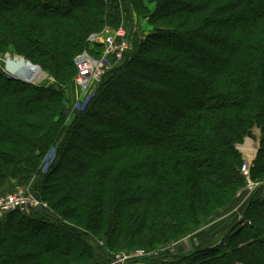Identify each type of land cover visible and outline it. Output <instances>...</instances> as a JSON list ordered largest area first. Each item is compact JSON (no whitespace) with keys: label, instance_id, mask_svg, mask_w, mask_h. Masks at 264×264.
<instances>
[{"label":"trees","instance_id":"1","mask_svg":"<svg viewBox=\"0 0 264 264\" xmlns=\"http://www.w3.org/2000/svg\"><path fill=\"white\" fill-rule=\"evenodd\" d=\"M130 9L154 29L66 130L76 57L103 51L88 38L117 32ZM7 53L53 81L0 67V195L36 175L49 209L0 222V264H94L98 252H157L209 226L240 202L237 146L256 128L264 180V0H0ZM263 189L219 243L162 264H264Z\"/></svg>","mask_w":264,"mask_h":264},{"label":"rangeland","instance_id":"2","mask_svg":"<svg viewBox=\"0 0 264 264\" xmlns=\"http://www.w3.org/2000/svg\"><path fill=\"white\" fill-rule=\"evenodd\" d=\"M147 2V1H146ZM152 12V14L156 11V7L153 6H148ZM125 21L122 22V25L120 26L119 30H124V35L123 36H114L116 38L117 43H121V45H129L131 49L125 54L126 57L128 56V54L131 52L132 47L134 46V42H136L137 44V40H145V38L147 36H149L152 32V30L154 29V27L152 28L149 25V21L147 20L148 18L145 19H141L138 18L134 12L130 9L128 10V12L124 15ZM125 31H126V37L125 36ZM112 32H116V31H112ZM138 38V39H137ZM140 38V39H139ZM15 59H24L26 60L24 57L22 56H18L15 54H11V53H7L5 55L0 54V67L4 69L5 73L10 76L13 77L14 79H18L22 82L28 83V84H32V85H42L44 84L46 81H53L51 78H48V76L42 72L40 70V76L37 75L36 76V72H35V68H30V67H25L22 70L21 74H24L23 77L25 78H19L17 75H13L11 74L9 71H7L6 66H7V62L10 60H15ZM33 65V64H32ZM118 67H120L119 65L113 66V64L110 65V67L106 70L103 79L101 82L97 83L96 85L93 86L92 88V92L88 93V95L86 96L85 99H83L82 101L80 100V93H79V89L75 83V79L74 82L71 85H67L65 86L66 88V100H65V106H66V115H65V119L63 122V127L68 130L69 126H71L75 120L77 119V117L79 115L82 114V112L85 110V106L87 104V100L89 99V103L92 99V96L94 95V92L98 89V87L101 85V83H103L104 81H106L108 79V76L110 75V73L112 71H114L115 69H117ZM38 70V69H37ZM39 76V77H38ZM258 130V131H257ZM257 131V132H256ZM261 129L256 128L253 132L252 135H254L255 137L258 136V134L260 133ZM260 138H262V134H260ZM254 141V140H253ZM253 141L250 138L245 139L244 143L242 145L237 146V149L239 150V152L241 153L242 157H243V164L246 161H250V159L252 161H250L251 163V177L252 179L255 178L256 180H253L256 184H257V190L256 193L258 192L259 189H261V187H263L264 185V180L262 179L263 175H257V173L254 172V167H255V161L253 162V158L250 157L252 155L248 156H243L242 152H245L246 149L250 150L252 153L251 154H256V146H253ZM257 141V140H256ZM255 141V142H256ZM247 143V144H245ZM59 143L56 145L58 146ZM246 145V146H245ZM264 149V148H263ZM259 152V149L257 151V153ZM55 150L52 148L48 154L46 155L44 161L42 162V170L46 167L47 165V160L48 158H50L51 160H53L54 156H55ZM250 158V159H248ZM257 159V158H256ZM242 164V166H243ZM43 173V172H42ZM37 176L35 175L34 177H32V179L29 181V183L27 184H22L20 182H16L14 183L13 187L8 190L10 192H16L18 190H27V189H31V191L34 192V189L36 190L37 186L35 184L36 181H34V179H36ZM247 187V183L245 180V186L240 189L237 193L236 196V200L240 203L237 208H233L230 209L226 212H221L218 213V215L216 216L215 219H213L211 221V224L209 226L206 227H201L199 230L194 231L192 234H189L188 236L182 238L181 240L177 241L176 243H169V244H164L161 245L159 248V251H149L147 250V248H141L138 250H134L131 252H128V254L125 256H127V258H133V257H139L140 253H144L145 258H133V259H129L124 261V264H154L155 262H158L157 264H162L164 262L162 259H160L162 256H166V257H170V260H167V263H172L173 262V258H171L174 255H180V256H189L192 255L195 251L199 250V249H203L206 246H211L213 244L219 243L223 237V235H225L229 230H231V228L242 219L241 213H243L242 211L238 210L239 206H244L242 203L249 201V199L251 198H247L245 197V189ZM35 193V192H34ZM262 197L264 196V189L262 191H260ZM36 194V193H35ZM254 194H252L251 196H253ZM242 196H244L245 198L242 199ZM246 199H248L246 201ZM242 202V203H241ZM43 212L40 210H34L31 211L27 214V216H32V215H41ZM23 214V213H22ZM45 215V214H43ZM53 216V215H52ZM7 219V217L5 215H0V222H3ZM62 241H66V239H62ZM101 244V243H100ZM144 251V252H143ZM124 252L118 253H110V256H104V258L106 257L107 260L106 262H102V260L104 258L101 259V253H97L95 256L96 258L94 260H92V263L94 264H114L111 263L110 260L111 258H113V260H115L117 257L122 258ZM134 253V254H132ZM152 254V255H148ZM116 255V256H115ZM141 257V256H140ZM172 259V260H171ZM122 264V261H118ZM165 262V263H166ZM166 263V264H167Z\"/></svg>","mask_w":264,"mask_h":264},{"label":"built area","instance_id":"3","mask_svg":"<svg viewBox=\"0 0 264 264\" xmlns=\"http://www.w3.org/2000/svg\"><path fill=\"white\" fill-rule=\"evenodd\" d=\"M123 36L124 30H118L117 32H112L109 29H104L99 34H93L88 38L89 45L93 48L98 46L103 48V51L95 54L94 52L84 49L75 59V66L77 70V76L75 78V83L79 89L80 100L86 98L88 93L92 91V88L97 83L101 82L106 70L110 67L119 65L125 61L126 53L131 49L129 45H121L117 43L114 36ZM126 37V31L125 36ZM98 52V51H97ZM54 159V158H53ZM47 165L43 169V172H47L53 160L48 158ZM240 172L244 179L246 180L247 187L245 189V197L248 199L252 194L256 193L257 184L253 181L251 177V163L246 161L240 169ZM242 196V199L245 198ZM246 199V201L248 200ZM245 203V202H244ZM49 206L47 203L42 202L36 194L27 190H18L16 192H8L0 195V215H9L12 213H23L27 214L34 210H48ZM144 252V251H143ZM123 257H117L115 260L111 258V263L121 264L118 261H124L133 258H145L144 253H140L139 257L127 258L128 252L122 253ZM134 254V253H132ZM148 255H152L147 253ZM116 256V255H115Z\"/></svg>","mask_w":264,"mask_h":264},{"label":"water","instance_id":"4","mask_svg":"<svg viewBox=\"0 0 264 264\" xmlns=\"http://www.w3.org/2000/svg\"><path fill=\"white\" fill-rule=\"evenodd\" d=\"M33 67L35 69L41 70L40 67L32 65L29 61H25L24 59H15L10 60L7 62L6 69L13 75H17L19 77L20 73H22V70L25 67ZM20 78V77H19ZM247 138H250L252 140H256V137L252 135V133H249ZM243 224V219H241L238 223H236L230 230V232L234 231L238 226Z\"/></svg>","mask_w":264,"mask_h":264},{"label":"crops","instance_id":"5","mask_svg":"<svg viewBox=\"0 0 264 264\" xmlns=\"http://www.w3.org/2000/svg\"><path fill=\"white\" fill-rule=\"evenodd\" d=\"M257 131H258V130H257ZM257 131H256V132H257ZM260 134H261V131H260V133L258 134V136H256V140H257V141H256V140H254V141L252 140V141H253V143H252L253 146H256V147H257L256 150H255V151H256V154H255V155H254V154H251L252 152H251L250 150H248V149H246L245 152H242V153H243V156H248V157H249L250 155H252V156H250V157L253 158V162L256 160V158H257V154H258L257 151H258V149L260 148ZM255 141H256V142H255ZM245 144H247V143H245ZM245 146H246V145H245ZM248 159H250V158H248ZM250 161H252V160L250 159ZM260 195H261V193H259V197H260ZM261 196H262V195H261ZM263 197H264V196H263ZM241 203H242V202H241ZM247 203H248V201L245 202V203H242L244 206H242V207L239 206V207H238V210H240V211L243 212V210L245 209ZM239 204H240V203H239ZM239 204H238V205H239ZM236 208H237V207H236ZM236 208H235V209H236ZM242 214H243V213H241V216H242ZM174 256H175V255H174Z\"/></svg>","mask_w":264,"mask_h":264},{"label":"bare ground","instance_id":"6","mask_svg":"<svg viewBox=\"0 0 264 264\" xmlns=\"http://www.w3.org/2000/svg\"><path fill=\"white\" fill-rule=\"evenodd\" d=\"M27 68H28V67H27ZM30 68H32V67L30 66ZM32 69H33V68H32ZM35 72H36V76L40 74V70L35 69ZM23 75H24V74H21V75H20V78H21V79L24 78ZM39 76H40V75H39ZM39 76H38V77H39ZM24 79H25V78H24Z\"/></svg>","mask_w":264,"mask_h":264}]
</instances>
